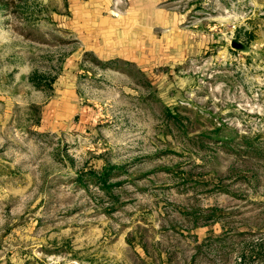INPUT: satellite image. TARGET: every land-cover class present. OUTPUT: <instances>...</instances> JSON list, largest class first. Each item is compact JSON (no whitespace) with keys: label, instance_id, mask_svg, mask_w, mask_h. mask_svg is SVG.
<instances>
[{"label":"rangeland","instance_id":"1","mask_svg":"<svg viewBox=\"0 0 264 264\" xmlns=\"http://www.w3.org/2000/svg\"><path fill=\"white\" fill-rule=\"evenodd\" d=\"M65 5L0 0V264H264V0L161 3L179 47L139 66Z\"/></svg>","mask_w":264,"mask_h":264},{"label":"crops","instance_id":"2","mask_svg":"<svg viewBox=\"0 0 264 264\" xmlns=\"http://www.w3.org/2000/svg\"><path fill=\"white\" fill-rule=\"evenodd\" d=\"M165 1L66 0L67 12L61 21L85 51L102 60L151 64L179 47L180 16L160 6Z\"/></svg>","mask_w":264,"mask_h":264},{"label":"trees","instance_id":"3","mask_svg":"<svg viewBox=\"0 0 264 264\" xmlns=\"http://www.w3.org/2000/svg\"><path fill=\"white\" fill-rule=\"evenodd\" d=\"M42 78H44V76L41 73L38 72H34L31 74L30 79L33 82V84L37 87V88H42V89H46L47 87L42 83ZM49 88H51V85H48ZM109 174L110 172H104L101 176H98L96 173L91 172L90 176L88 177L89 180H96V182L100 183L102 188L107 192V193H111V184L108 183V178H109ZM82 180V179H80ZM110 196H113V194H110ZM113 198H115L113 196ZM116 199V198H115ZM263 250V243H260V245L255 248V251L258 252V254H260V252L258 251ZM260 255H258L259 258ZM244 257V256H243Z\"/></svg>","mask_w":264,"mask_h":264},{"label":"water","instance_id":"4","mask_svg":"<svg viewBox=\"0 0 264 264\" xmlns=\"http://www.w3.org/2000/svg\"><path fill=\"white\" fill-rule=\"evenodd\" d=\"M234 45L236 46V41L234 42Z\"/></svg>","mask_w":264,"mask_h":264}]
</instances>
